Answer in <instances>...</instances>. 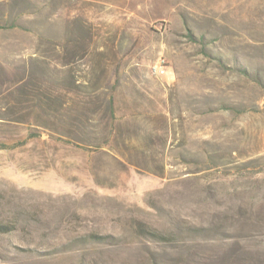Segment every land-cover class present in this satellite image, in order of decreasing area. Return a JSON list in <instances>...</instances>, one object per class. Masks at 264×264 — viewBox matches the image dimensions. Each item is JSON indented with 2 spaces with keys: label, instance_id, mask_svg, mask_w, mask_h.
I'll return each instance as SVG.
<instances>
[{
  "label": "rangeland",
  "instance_id": "obj_1",
  "mask_svg": "<svg viewBox=\"0 0 264 264\" xmlns=\"http://www.w3.org/2000/svg\"><path fill=\"white\" fill-rule=\"evenodd\" d=\"M1 143L0 264H264V0H0Z\"/></svg>",
  "mask_w": 264,
  "mask_h": 264
},
{
  "label": "trees",
  "instance_id": "obj_2",
  "mask_svg": "<svg viewBox=\"0 0 264 264\" xmlns=\"http://www.w3.org/2000/svg\"><path fill=\"white\" fill-rule=\"evenodd\" d=\"M31 135H35V134H31ZM4 143V142H3ZM3 143H1L0 144V147H4V146H6V144H3ZM3 226H2V224H0V231H6V230H4V228H2ZM2 229V230H1Z\"/></svg>",
  "mask_w": 264,
  "mask_h": 264
},
{
  "label": "built area",
  "instance_id": "obj_3",
  "mask_svg": "<svg viewBox=\"0 0 264 264\" xmlns=\"http://www.w3.org/2000/svg\"><path fill=\"white\" fill-rule=\"evenodd\" d=\"M158 68H159V65H156L153 67V70L156 72L158 70Z\"/></svg>",
  "mask_w": 264,
  "mask_h": 264
}]
</instances>
